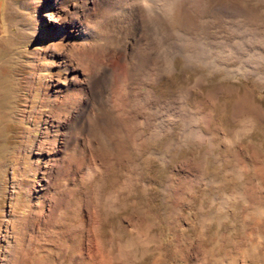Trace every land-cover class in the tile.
I'll return each mask as SVG.
<instances>
[{
    "label": "rangeland",
    "instance_id": "obj_1",
    "mask_svg": "<svg viewBox=\"0 0 264 264\" xmlns=\"http://www.w3.org/2000/svg\"><path fill=\"white\" fill-rule=\"evenodd\" d=\"M55 1L0 0V264H264V83L200 82L177 59L149 85L152 113L117 112L96 131L111 95L84 107L92 69L80 52L64 58L76 42L48 17L73 6ZM251 42L247 53L264 52ZM162 105L205 115L208 140L180 138L169 115L160 126Z\"/></svg>",
    "mask_w": 264,
    "mask_h": 264
},
{
    "label": "bare ground",
    "instance_id": "obj_2",
    "mask_svg": "<svg viewBox=\"0 0 264 264\" xmlns=\"http://www.w3.org/2000/svg\"><path fill=\"white\" fill-rule=\"evenodd\" d=\"M67 1L72 2V11L67 10L59 19L50 16L48 19L57 39L67 41L72 38L76 42L65 50L64 58L70 59L74 51L80 52L83 59L79 68L83 74L92 69L88 85L83 90V95H86L84 107H87L91 97L101 91H108L111 95V99L103 103L106 104L105 111L91 123V128L96 131L102 128L105 119L121 118L119 114L115 116L117 112L130 115L142 108L153 112L148 108H156L157 99L149 85L164 78L166 73L173 72L177 59L182 60L185 69L200 71L197 75L200 82L212 76L237 79L251 75L264 83V74L257 67L247 69L244 63L249 58L253 62L264 63V52L247 53L252 39L261 46L258 45L259 50L264 48V28L259 27L264 23V0H198L199 3L194 0ZM64 2L56 0L50 4L62 6ZM239 9L243 14L237 19ZM255 18L261 24L256 23L255 26ZM224 27L237 32L242 38L239 44L246 47H238L239 44L236 45L228 37L222 40L220 31ZM233 38L236 40V37ZM75 80L81 82L77 77ZM176 108L157 107L155 113L161 115L158 124L161 126L162 122L166 128L175 119L179 124L180 138L199 142L208 140L207 132L202 131L199 125L209 119L205 121V115L186 112V107ZM163 116L173 119L167 123ZM75 120L78 123L75 116L72 123ZM247 124L242 125L234 135L240 137L249 132L250 124Z\"/></svg>",
    "mask_w": 264,
    "mask_h": 264
}]
</instances>
